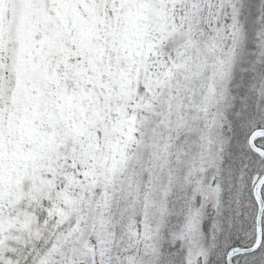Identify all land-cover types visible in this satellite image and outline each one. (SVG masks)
<instances>
[{
  "label": "snow or ice",
  "instance_id": "snow-or-ice-1",
  "mask_svg": "<svg viewBox=\"0 0 264 264\" xmlns=\"http://www.w3.org/2000/svg\"><path fill=\"white\" fill-rule=\"evenodd\" d=\"M0 264H264V0H0Z\"/></svg>",
  "mask_w": 264,
  "mask_h": 264
}]
</instances>
